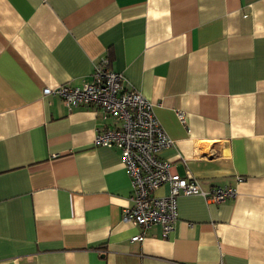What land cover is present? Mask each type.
Instances as JSON below:
<instances>
[{"label":"crops","instance_id":"1","mask_svg":"<svg viewBox=\"0 0 264 264\" xmlns=\"http://www.w3.org/2000/svg\"><path fill=\"white\" fill-rule=\"evenodd\" d=\"M102 58L151 104L171 174L234 198L179 196L166 238L122 220L130 179L93 145L112 120L42 94ZM0 264H264V0H0Z\"/></svg>","mask_w":264,"mask_h":264},{"label":"built area","instance_id":"2","mask_svg":"<svg viewBox=\"0 0 264 264\" xmlns=\"http://www.w3.org/2000/svg\"><path fill=\"white\" fill-rule=\"evenodd\" d=\"M42 94L59 98L68 112L93 106L103 118L112 120V125L95 135L93 145L119 151V160L132 190L129 205L122 212L125 223L142 230L157 226L161 237L166 238L174 230L179 196L200 195L216 203L235 197V190L229 187L204 192L190 177L177 178L171 174L170 165L159 154L171 148L173 141L154 116L151 104L129 86L122 74L110 69L107 58L99 60L91 80L82 86L44 88ZM176 114L179 122L185 124L184 114ZM163 186H168V194L156 197L154 192ZM142 240L141 234L131 239Z\"/></svg>","mask_w":264,"mask_h":264}]
</instances>
